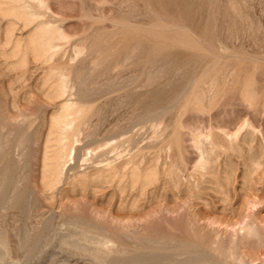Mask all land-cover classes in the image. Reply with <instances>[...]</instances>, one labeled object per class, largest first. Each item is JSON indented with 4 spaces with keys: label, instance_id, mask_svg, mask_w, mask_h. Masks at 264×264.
<instances>
[{
    "label": "rangeland",
    "instance_id": "1",
    "mask_svg": "<svg viewBox=\"0 0 264 264\" xmlns=\"http://www.w3.org/2000/svg\"><path fill=\"white\" fill-rule=\"evenodd\" d=\"M0 122V264H264V0H0Z\"/></svg>",
    "mask_w": 264,
    "mask_h": 264
},
{
    "label": "bare ground",
    "instance_id": "2",
    "mask_svg": "<svg viewBox=\"0 0 264 264\" xmlns=\"http://www.w3.org/2000/svg\"><path fill=\"white\" fill-rule=\"evenodd\" d=\"M185 41V40H184ZM250 57V56H249ZM248 57V58H249ZM82 78V77H81ZM96 92V91H95ZM185 92V91H184ZM97 96V95H96ZM100 106V105H99ZM78 110V109H77ZM69 111V110H68ZM96 111V110H95ZM80 112V111H79ZM2 114V113H1ZM73 114H75V113H73ZM4 119H6V118H4ZM11 119V118H10ZM4 120H2V122H3ZM22 121V120H21ZM83 121V120H82ZM101 121V120H100ZM7 122V121H6ZM10 122V121H9ZM13 122H14V120H13ZM12 122V123H13ZM81 122V121H80ZM84 122V121H83ZM149 122V121H148ZM4 123L5 122H3V124L2 125H4ZM82 123V122H81ZM87 123V122H86ZM85 123V124H86ZM0 124H1V122H0ZM80 124V123H79ZM127 125V124H126ZM12 126V125H11ZM4 127V126H3ZM7 127H9V126H7ZM6 127V128H7ZM82 127V126H81ZM11 128V127H10ZM121 129V128H120ZM10 130V129H9ZM12 130V129H11ZM82 130V129H81ZM80 130V131H81ZM0 131H1V128H0ZM6 131V130H5ZM5 133V132H4ZM14 134V133H13ZM95 134V133H94ZM89 135V134H88ZM8 136V135H7ZM68 136V135H67ZM73 136H74V134H73ZM69 137V136H68ZM94 137V136H93ZM183 137V136H182ZM3 138V137H2ZM5 138V137H4ZM74 138V137H73ZM95 138V137H94ZM22 139V138H21ZM79 141V140H78ZM179 141H180V139H179ZM4 142H6V140L4 141ZM11 143V142H10ZM5 144H7V143H5ZM74 144V143H73ZM155 144V143H154ZM30 145V144H29ZM197 145V144H196ZM21 146H24V145H22L21 144ZM199 146V145H198ZM30 147V146H29ZM122 147V146H121ZM120 147V148H121ZM152 147V146H151ZM3 148H4V143H3V140H1L0 141V154H1V152L3 151ZM22 148V147H21ZM74 148V147H73ZM106 149V148H105ZM118 149V148H117ZM30 150V149H29ZM116 150V149H115ZM123 149H121V151H122ZM187 150V149H186ZM113 151V150H112ZM120 151V150H119ZM120 151V152H121ZM24 152V151H23ZM110 152V151H109ZM114 152H117V151H114ZM3 153V152H2ZM81 154V153H80ZM106 154H109V153H107V152H102L101 154H99V155H96V156H98L97 158L98 159H95V161H94V159H92L93 161H94V164L96 163H98V161L99 160H102L101 158H103ZM112 155V154H111ZM120 155V154H119ZM184 155V154H183ZM1 156V155H0ZM22 156V155H21ZM31 156V155H30ZM77 149H72V150H70V152H69V154H68V160L66 161V162H64L63 164L61 163V160L63 159V155H59L56 159H57V161H58V163H56V166L53 168V170H52V172H51V176L52 177H54V180H53V183H59V176L61 175V173H62V170L64 169V166H66V163L67 162H69V160H70V162H71V160H73L74 162V165L72 166L73 168L74 167H76V162L77 161H75L76 159H77ZM107 157V160H108V156H106ZM181 157V156H180ZM114 158V157H113ZM125 158V157H124ZM23 159H25V158H23ZM28 159V158H27ZM30 159V158H29ZM104 159V158H103ZM116 159H117V157H116ZM134 159V158H133ZM173 159V158H172ZM202 159V158H201ZM98 160V161H97ZM97 161V162H96ZM104 161V160H103ZM109 161V160H108ZM115 159H113L111 162H109L108 164L106 163V165H108V166H111V167H113L114 168V164H115ZM177 161V160H176ZM28 162V161H27ZM63 162V161H62ZM88 162V161H87ZM101 162V161H100ZM132 162V161H131ZM202 162V161H201ZM103 163V162H102ZM128 163V162H127ZM138 163V162H137ZM14 164V163H13ZM71 164V163H70ZM88 164V163H87ZM93 164V165H94ZM99 164V163H98ZM133 164V163H132ZM203 164V163H202ZM207 164V163H206ZM6 165V164H5ZM19 165V164H18ZM127 165V164H126ZM204 165V164H203ZM96 166V165H95ZM103 166V165H102ZM202 166V165H201ZM205 166V165H204ZM204 166H202V167H204ZM3 167V166H2ZM110 167V168H111ZM127 167H128V165H127ZM132 167V166H131ZM66 168V167H65ZM102 168V167H101ZM104 168V167H103ZM205 168V167H204ZM207 168V167H206ZM1 169V168H0ZM104 169H106V168H104ZM107 169H109V168H107ZM4 170V169H3ZM65 170V169H64ZM63 170V171H64ZM124 170V169H123ZM127 170V169H126ZM201 170V169H200ZM22 171V170H21ZM24 171V170H23ZM131 172V170H128V172ZM146 171V170H145ZM110 172V171H109ZM119 172V171H118ZM142 172V171H141ZM24 173V172H23ZM112 173V172H111ZM140 173V172H139ZM150 173H151V171H150ZM116 174H118V173H116ZM130 174V173H129ZM5 175V173H0V191H1V189L4 187V183H5V180H6V177L4 176ZM123 175V174H122ZM15 177V176H14ZM47 177V176H46ZM51 177V178H52ZM104 177V176H103ZM112 177V176H111ZM26 178V177H25ZM105 178V177H104ZM115 178V177H114ZM123 178V177H122ZM131 178V177H130ZM133 178V177H132ZM15 179V178H14ZM107 179V178H106ZM27 180V179H26ZM19 184H20V182H18ZM25 183H26V181H25ZM145 184V183H144ZM27 185V184H26ZM148 185V184H147ZM14 186H15V184H14ZM20 187V186H19ZM31 189V188H30ZM1 200V199H0ZM22 204H23V202H22ZM248 205V204H247ZM249 206V205H248ZM250 209V208H249ZM253 209V208H252ZM247 215H249V214H247ZM79 220V219H78ZM76 221V220H75ZM86 222V221H85ZM84 222V223H85ZM79 224V223H78ZM84 226V225H83ZM87 226V225H86ZM86 226H84V227H86ZM254 226V225H253ZM94 228V227H93ZM246 228V227H245ZM80 229H81V227H80ZM91 230V229H90ZM87 234V233H86ZM252 235V234H251ZM1 236V235H0ZM27 236V235H26ZM71 237V236H70ZM127 237V236H126ZM29 238V237H28ZM163 238V237H162ZM166 238V237H165ZM64 240H65V238H63ZM97 239V238H96ZM95 239V240H96ZM151 239H153V238H151ZM155 239V238H154ZM153 239V240H154ZM157 239V238H156ZM64 240H62V241H64ZM66 240H67V238H66ZM66 240H65V242H66ZM91 241V240H90ZM100 242V241H99ZM117 242V241H116ZM136 242V241H135ZM64 243V242H63ZM68 243V242H67ZM70 243V242H69ZM102 243V242H101ZM148 243V242H147ZM4 244V243H3ZM6 244H7V242H6ZM99 244V243H98ZM166 245V244H165ZM180 245V244H179ZM6 245H4V247L3 248H5L6 249V247H5ZM111 246V245H110ZM154 246V245H153ZM173 246V245H172ZM103 247V246H102ZM143 247V246H142ZM176 247V246H175ZM178 247V246H177ZM1 248V247H0ZM95 248H97V247H95ZM144 248V247H143ZM147 249V248H146ZM185 249V248H184ZM183 249V251H181L180 253H176V255H174V257H172V259L171 258H163L164 257V255H160V254H158V255H155V259H161L162 261H164V262H168V264H217V263H215V262H213V261H211L210 260V258H208L206 255H204L202 252H198V250H195V251H193V249L192 250H184ZM190 249V248H189ZM143 251V250H142ZM201 251V250H200ZM127 252V251H126ZM128 253V252H127ZM132 253V252H131ZM96 255V254H95ZM128 255H129V253H128ZM131 256V255H130ZM136 256V255H135ZM99 257V256H98ZM126 258V257H125ZM143 260V259H142ZM150 263V262H149Z\"/></svg>",
    "mask_w": 264,
    "mask_h": 264
}]
</instances>
